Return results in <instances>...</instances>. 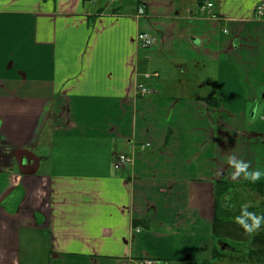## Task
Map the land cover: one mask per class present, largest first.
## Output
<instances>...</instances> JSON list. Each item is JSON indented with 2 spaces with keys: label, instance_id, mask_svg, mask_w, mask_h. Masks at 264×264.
I'll return each instance as SVG.
<instances>
[{
  "label": "crops",
  "instance_id": "1",
  "mask_svg": "<svg viewBox=\"0 0 264 264\" xmlns=\"http://www.w3.org/2000/svg\"><path fill=\"white\" fill-rule=\"evenodd\" d=\"M262 2L0 0V264L240 262L215 193L262 203L227 164L264 171Z\"/></svg>",
  "mask_w": 264,
  "mask_h": 264
},
{
  "label": "trees",
  "instance_id": "2",
  "mask_svg": "<svg viewBox=\"0 0 264 264\" xmlns=\"http://www.w3.org/2000/svg\"><path fill=\"white\" fill-rule=\"evenodd\" d=\"M209 102H213L210 101ZM235 185L226 180L217 182V189L215 195V217L213 220V235L215 240L214 257L215 258H229L231 260H238L240 262H250L255 260L264 261V229H260L254 235H248L244 230L233 221V218L240 214V210L231 212L226 204L227 199H223L227 192ZM264 195V189L259 191ZM249 211H254L257 214H264V203L258 207H249ZM139 222L135 221V226ZM228 241H235V243H245V259L240 256H231L227 254L226 248L216 246L217 243L229 244ZM222 244V247H223ZM236 251L237 249L234 248ZM242 250V248H241Z\"/></svg>",
  "mask_w": 264,
  "mask_h": 264
},
{
  "label": "clouds",
  "instance_id": "3",
  "mask_svg": "<svg viewBox=\"0 0 264 264\" xmlns=\"http://www.w3.org/2000/svg\"><path fill=\"white\" fill-rule=\"evenodd\" d=\"M195 43L199 44L197 39ZM227 164L234 169L231 173V179L238 180L241 177L245 181L256 183L264 177V171L260 169H252L251 163L238 159L235 154L227 157ZM248 204H242L240 206V214L233 218V221L238 224L246 234L254 235L264 225V214H257L254 211H249Z\"/></svg>",
  "mask_w": 264,
  "mask_h": 264
},
{
  "label": "built area",
  "instance_id": "4",
  "mask_svg": "<svg viewBox=\"0 0 264 264\" xmlns=\"http://www.w3.org/2000/svg\"><path fill=\"white\" fill-rule=\"evenodd\" d=\"M212 7H213V4L210 2H207V3H204L203 5H201L200 10L202 13L210 14ZM145 15H146L145 10L140 8L138 10V17H140V18L145 17ZM255 15L258 19L264 18V2H262L256 6ZM137 41H138V44L141 48L148 49V48H151L155 44V37L152 36L150 33L143 31L137 35ZM146 77L150 78L151 75H146ZM138 93L141 96H145V95L151 93V91L141 85L138 89ZM131 161H132V159L129 155L118 154L115 158V161H114V168H115V170H121V169L125 168L126 166H128L131 163ZM144 264H154V263H153V261L148 260Z\"/></svg>",
  "mask_w": 264,
  "mask_h": 264
},
{
  "label": "rangeland",
  "instance_id": "5",
  "mask_svg": "<svg viewBox=\"0 0 264 264\" xmlns=\"http://www.w3.org/2000/svg\"><path fill=\"white\" fill-rule=\"evenodd\" d=\"M261 201L264 203V201H263V199H261ZM264 228V226H261V229H263ZM230 242V243H229ZM228 243L229 244H232V245H237L239 248L240 247H242V250L241 249H237L236 251L235 250H226V252H227V254H229V255H231V256H240V257H242V258H244L245 259V256H247L246 254H245V243L243 244V243H235V241H229ZM220 244V243H219ZM221 246V245H220ZM221 248H223L222 246H221ZM224 264H260L259 262H257V261H255V259L253 260V261H251V262H245V261H243V262H230V260L228 261H225L224 262Z\"/></svg>",
  "mask_w": 264,
  "mask_h": 264
}]
</instances>
